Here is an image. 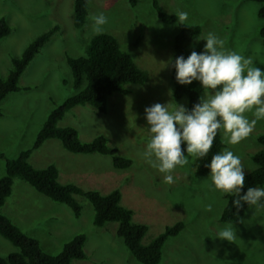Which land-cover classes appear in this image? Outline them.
I'll list each match as a JSON object with an SVG mask.
<instances>
[{
  "label": "rangeland",
  "instance_id": "rangeland-1",
  "mask_svg": "<svg viewBox=\"0 0 264 264\" xmlns=\"http://www.w3.org/2000/svg\"><path fill=\"white\" fill-rule=\"evenodd\" d=\"M154 1L167 14L177 9L187 11L185 24L198 25L197 36L213 32L224 41L226 49L251 57L257 67L264 69V38L259 36L262 20L257 16L256 2L136 0L131 6L128 0H90L85 23L77 29L72 19L73 0H0V18L11 27L10 33L0 39V78L7 75L12 58L19 57L41 33L57 27L19 77L20 90L0 101V153L15 158L30 148L48 113L75 93L66 58L85 54L94 35L91 17L103 12L107 18L103 33L117 40L121 50L146 73V79L142 84H127L125 94L116 92L108 97L105 113L96 112L90 105H78L67 111L57 125L76 129L82 142L104 136L108 146L130 159L131 165L115 169L110 156L71 153L55 138L33 150L28 162L35 169L54 165L60 184H74L101 194L119 190L120 204L132 212V222L147 227L143 245L167 226L181 221L182 230L166 240L158 264H264V207L247 205L240 217L229 222L236 238L232 242L219 240L216 232L229 224L219 220L226 194L209 187L208 173L195 177V157L189 156L188 165L173 169L174 183L166 184L163 174L143 156L148 139L143 109L157 102L187 107L185 97H173V68L164 67V62L173 58L179 24L163 23ZM197 36L187 43L188 53L202 50L204 41H196ZM246 115L252 118L251 113ZM261 134L264 120L257 121L240 143H224L222 149L228 148L241 158L245 173L254 168L251 155L260 149L257 138ZM4 172V160L0 158V177ZM74 197L81 207L79 217H74L65 204L49 200L15 178L0 212L50 255L57 254L74 235L84 234L86 257L72 260V264H140L116 236L117 223L94 226L90 202L80 195ZM14 251L16 248L0 236V257Z\"/></svg>",
  "mask_w": 264,
  "mask_h": 264
},
{
  "label": "trees",
  "instance_id": "trees-1",
  "mask_svg": "<svg viewBox=\"0 0 264 264\" xmlns=\"http://www.w3.org/2000/svg\"><path fill=\"white\" fill-rule=\"evenodd\" d=\"M90 0H73L72 19L73 26L81 29L87 17V5ZM258 3L257 16L262 20L259 29L260 38H264V0H244ZM134 6L136 0H128ZM154 8L159 19L165 24L176 23L172 14L163 12L154 1ZM11 27L4 18H0V39L8 35ZM57 31V27L50 28L41 33L30 42L19 57L11 59V67L4 78H0V101L9 93L20 90L18 79L31 62L39 49ZM200 33V27L193 24H179V32L174 39V55L187 56L186 45ZM66 62L70 69L72 87L75 93L51 110L42 126L38 130L32 146L21 151L15 158H6L0 153L4 160L5 172L0 177V208L11 194L12 184L15 178L21 179L29 184L35 191L47 197L49 200L65 204L70 208L74 217H79L81 207L75 199V195L85 197L93 208L92 224L102 227L108 222H116L115 234L128 249L134 259L140 264H158L161 260L162 247L166 240L177 235L183 228V223L177 221L167 226L162 233L157 235L148 244H142V238L147 231L144 224L132 222V212L120 204L121 194L119 190H113L108 194L98 191H85L74 184H60L57 181L58 170L50 164L41 169L33 168L28 162L31 152L37 149L45 140L58 139L63 148L71 153L79 154H102L110 156L111 163L115 169H125L131 165V160L117 155L115 149L110 148L104 136H95L88 142H82L77 130L65 126L60 127L57 122L63 115L78 105H90L96 112H106L107 99L113 93L125 94L127 84H142L146 79V73L138 68L131 56L121 50L117 40L108 33L93 35L89 40L85 54L78 57H67ZM173 86V97L178 100L183 97L187 99V107L191 108L197 101L203 90L198 82L193 81L189 85H179L174 79V69L171 74ZM1 115V111H0ZM260 149L251 155L254 168L245 173L244 187L241 194L248 187L264 186V134L257 138ZM224 143L221 132L218 131L213 140L212 147L203 158L194 161V175L200 178L208 169L204 166L214 153L222 150ZM236 197L232 194L225 195V204L220 215V222L229 223L240 217L246 210L247 204L237 209L232 205ZM0 236L9 241L16 251L7 257H0V264H72V260H82L86 257L83 251L85 235L78 233L66 242L61 250L50 255L43 252L38 241L25 235L9 218L0 212Z\"/></svg>",
  "mask_w": 264,
  "mask_h": 264
},
{
  "label": "clouds",
  "instance_id": "clouds-1",
  "mask_svg": "<svg viewBox=\"0 0 264 264\" xmlns=\"http://www.w3.org/2000/svg\"><path fill=\"white\" fill-rule=\"evenodd\" d=\"M172 14L181 25L189 16L180 9ZM91 20L93 34H102L107 23L104 13L93 15ZM195 40L204 41L200 52L169 57L164 67L174 69L179 85L198 82L203 92L197 101L190 109L175 102H157L143 109L148 132L143 156L163 174L166 184L174 183L172 170L188 165L189 156H207L218 131L223 143L236 145L251 134L257 121L264 120V69L257 67L251 57L226 49L224 41L213 32ZM247 113H251V119ZM204 166L209 170V187L234 195L235 208L242 203L264 207V187H248L241 194L246 171L241 158L230 149L214 153ZM215 238L232 242L236 238L232 223L220 228Z\"/></svg>",
  "mask_w": 264,
  "mask_h": 264
}]
</instances>
